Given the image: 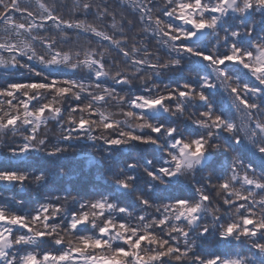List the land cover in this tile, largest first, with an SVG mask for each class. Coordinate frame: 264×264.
I'll list each match as a JSON object with an SVG mask.
<instances>
[{
	"label": "snow or ice",
	"instance_id": "snow-or-ice-1",
	"mask_svg": "<svg viewBox=\"0 0 264 264\" xmlns=\"http://www.w3.org/2000/svg\"><path fill=\"white\" fill-rule=\"evenodd\" d=\"M0 72V264H264V0H0Z\"/></svg>",
	"mask_w": 264,
	"mask_h": 264
},
{
	"label": "trees",
	"instance_id": "trees-1",
	"mask_svg": "<svg viewBox=\"0 0 264 264\" xmlns=\"http://www.w3.org/2000/svg\"><path fill=\"white\" fill-rule=\"evenodd\" d=\"M47 2L51 3V1H47ZM64 2L68 3L69 5L71 4V0H64ZM63 11H64V14L67 16L66 10H63ZM81 43H83V41H81ZM9 78L10 77L8 75H6L4 72H0V82H3L4 80L9 79ZM12 78H14L16 80L25 79V78H27V73H25L23 77L21 76L20 73H15ZM225 109L227 110V105H225ZM56 134H57L56 130L51 129V126H50V135L54 136ZM0 163L7 164V161H4L3 157L0 156ZM30 163H32V164L39 163L40 165H44L45 162L43 160H40V161L32 160V161H30ZM81 163L83 164V166H81ZM92 165H94V163H92V164H90V166H88L87 160H85L84 158H81L79 163H74V165H73L74 171L72 172L70 177L65 179V181L63 183V187L67 188L69 190H71L73 188L72 185L69 187V183L67 181H71V183L76 185L77 188L81 187L83 184L82 177H81V171L83 170L84 172H89V167H91ZM4 189H10V188H8V186L7 187L4 186V184H0V190H4ZM37 189H40V190H38L36 193H40V192L44 193L46 191L43 188H37ZM10 191H6L3 194L5 196H13V195H11L12 193ZM39 198H42V197L38 195L36 197V199H39ZM209 246L212 247L214 250V245H209Z\"/></svg>",
	"mask_w": 264,
	"mask_h": 264
},
{
	"label": "rangeland",
	"instance_id": "rangeland-1",
	"mask_svg": "<svg viewBox=\"0 0 264 264\" xmlns=\"http://www.w3.org/2000/svg\"><path fill=\"white\" fill-rule=\"evenodd\" d=\"M47 1H51L52 0H47ZM67 13V10H66ZM11 139V138H9ZM87 160V159H85ZM94 162H90L87 160V165L90 166V164H92ZM81 166H83V164L81 163ZM89 171L93 172L95 171V163L94 165H92L91 167H89ZM93 179L95 178L94 176L92 177ZM69 183V187L72 185L73 187H77L76 185H74L73 183H71V181H67ZM4 186H8V188L11 189V186L9 185H4ZM38 190L36 186L32 185V186H26L24 188L23 191H20L19 189H12L10 192L12 193L11 195L16 196L17 198H22L26 203H28L29 205H34V201L36 199V197L39 195L41 197H43L44 195H46V191L40 192V193H36Z\"/></svg>",
	"mask_w": 264,
	"mask_h": 264
}]
</instances>
